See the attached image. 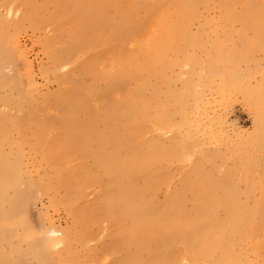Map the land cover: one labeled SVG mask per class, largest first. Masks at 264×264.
Masks as SVG:
<instances>
[{
	"label": "rangeland",
	"instance_id": "1",
	"mask_svg": "<svg viewBox=\"0 0 264 264\" xmlns=\"http://www.w3.org/2000/svg\"><path fill=\"white\" fill-rule=\"evenodd\" d=\"M118 1L0 0V264H264V0Z\"/></svg>",
	"mask_w": 264,
	"mask_h": 264
},
{
	"label": "bare ground",
	"instance_id": "2",
	"mask_svg": "<svg viewBox=\"0 0 264 264\" xmlns=\"http://www.w3.org/2000/svg\"><path fill=\"white\" fill-rule=\"evenodd\" d=\"M62 1L65 2V0H62ZM195 3L196 2L193 1V2L182 5L183 11H186V12L192 11L195 7ZM114 4L119 6V1L114 0ZM7 54H8L7 45L4 44L3 41H0V57L1 58L7 57ZM234 56L235 55H227L226 57L217 56V58L213 61L214 63L212 67H215L216 63L219 64V62L227 61L229 58L231 59ZM229 72L231 71L227 70L226 73L223 75L226 78L228 77L231 78V80L228 79L226 83V86L228 88L234 86L235 83H238L239 81L238 79L239 75H237L235 70L233 71V73H229ZM257 103L261 105V110H262L261 129L263 132L264 131V93H262V91L260 92V95L258 96ZM113 160H116L113 156L103 157L102 163L104 162L106 163V167L109 170L110 176L114 179V182L116 186H118L119 190H122V199L127 201L126 202V212L132 216L133 214H136L137 210H140L141 208H143V210L141 209V214L136 215L137 218L146 220L147 218L153 216L155 217V222H156L155 227L159 226L160 224L168 223L169 229L174 231V233H178L179 226L176 222L173 223V225H171L172 223H169L164 217L158 216V215H151L152 208L150 206L145 208L144 203L141 200H138L137 198L132 197L130 195L131 192L134 190V188L132 187L127 188L126 182L132 177L131 172H132L133 163H128V162L119 163V162H114ZM2 163L4 164V166L3 165L0 166V205L6 199L7 191L10 188H13L14 186H16V177L12 176L14 169H12L6 161H3ZM116 178H117V182L115 181ZM123 185H124V188L122 189ZM223 188H226V184L225 186H223ZM209 197L211 199H215L213 194L210 195ZM261 198L262 199L260 203L258 204V208L256 209L257 212H264V191L262 193ZM1 221H2V226H3L1 229V235L3 237L15 236L20 227H22L25 231V236H24L25 238L30 239L35 236V233L32 231L30 225L28 224V222H26L25 216H23L22 214H18L14 210L3 212ZM183 233L186 234L185 229H183ZM67 241H68L67 234H65L60 241H56L52 237V238H47V239L45 238L44 242L50 246L57 247L61 245L63 242H67Z\"/></svg>",
	"mask_w": 264,
	"mask_h": 264
}]
</instances>
